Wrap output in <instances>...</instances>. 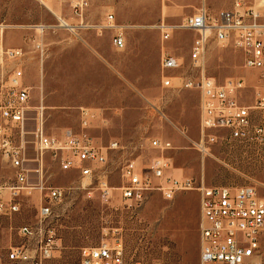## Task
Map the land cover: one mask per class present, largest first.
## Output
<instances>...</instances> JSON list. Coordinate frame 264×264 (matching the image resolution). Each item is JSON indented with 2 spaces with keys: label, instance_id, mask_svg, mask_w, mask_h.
Returning a JSON list of instances; mask_svg holds the SVG:
<instances>
[{
  "label": "rangeland",
  "instance_id": "374dc122",
  "mask_svg": "<svg viewBox=\"0 0 264 264\" xmlns=\"http://www.w3.org/2000/svg\"><path fill=\"white\" fill-rule=\"evenodd\" d=\"M233 0H90L85 23L100 25L107 14L125 26V47L118 49L111 31L99 35L94 27L71 31L62 25H80L67 3L49 8L37 0H0V23L8 26L4 44L21 47L19 64L30 91L27 129L32 131L37 108H43L45 133L62 138L67 132L91 136L107 154L94 164V174L83 177L63 170L58 157L46 153L43 181L64 190L63 200L45 220L56 230L57 250L50 264H78L80 251L102 242L121 241L129 262L144 264H199L200 206L197 189L180 190L173 199L160 191L147 192L141 204L128 206L122 198L123 168L129 161L148 172L154 158L170 162L164 182L192 179L194 186L252 185L264 198V141L250 133L230 138L227 130L213 131L217 140L200 146L201 93L184 86L201 75L224 83L241 78L243 105L253 106L263 92L260 72L244 65L241 52L211 40L199 67L190 59L195 35L174 31L163 41L159 25H177L206 6L215 12ZM40 26H44L41 31ZM163 53L178 57L181 67L173 87L162 85ZM28 140L33 135L26 136ZM153 139L171 148L151 147ZM113 141L117 149H109ZM33 157V150L29 149ZM33 163H31L32 165ZM37 181V177L31 180ZM106 182L111 198L103 200L99 185ZM15 182V169L0 152V185ZM42 194L20 198V211L0 215V264H7L9 247L24 239L18 230L39 221ZM264 240V233H263ZM264 242V241H263ZM264 244V243H263Z\"/></svg>",
  "mask_w": 264,
  "mask_h": 264
},
{
  "label": "built area",
  "instance_id": "2783aa9c",
  "mask_svg": "<svg viewBox=\"0 0 264 264\" xmlns=\"http://www.w3.org/2000/svg\"><path fill=\"white\" fill-rule=\"evenodd\" d=\"M49 8L54 2L67 3L71 12L80 20L78 28L84 29L85 12L90 0H37ZM205 1V0H202ZM4 25V26H3ZM84 25V26H83ZM81 26V27H80ZM8 26L0 23V152L15 169V182L0 185V215L9 216L20 211V198L33 191L42 194L39 221L25 224L18 230L24 241L8 248L7 264H50L57 250L56 230L45 221L53 207L60 203L65 192L43 181V158L46 153L58 157L63 170H76L83 177L94 174V164H104L107 154L91 136L67 132L62 138L44 131L43 108H37L34 129H27L30 113V91L24 84V56L21 47L4 44ZM163 41L173 32L188 31L195 35L190 51L193 66L199 67L205 57L209 41L232 46L244 57L245 67L260 72L263 92H258L253 106L243 105L239 93L244 88L241 78H229L218 83L214 78L201 75L199 79L185 80L184 86L201 93L200 145L215 142L213 131L227 130L230 138H246L250 133L264 141V0H233L228 9L211 11L205 5L193 14L184 16L177 25L162 22L159 26ZM45 27H42V31ZM99 35L111 31L115 47H125V26L117 23L113 14L94 27ZM182 63L178 57L163 53L161 58L162 85L173 87L175 71ZM33 135L32 140L26 136ZM151 147L158 150L171 148L170 142L153 139ZM113 141L109 149H117ZM33 150V157L29 156ZM31 163H33L31 165ZM170 168L167 158L157 157L147 171L136 162L129 161L123 168L125 182L121 187L122 198L128 206L141 204L147 192L160 191L165 199H173L180 190L197 189L200 206V257L199 264H264V198L252 185L194 186L192 179L171 178L163 181ZM37 177V181L31 180ZM103 200L111 198V188L106 182L99 185ZM78 264H144L129 262L121 241L102 242L98 246L84 247ZM152 264H160L158 262Z\"/></svg>",
  "mask_w": 264,
  "mask_h": 264
},
{
  "label": "bare ground",
  "instance_id": "6f19581e",
  "mask_svg": "<svg viewBox=\"0 0 264 264\" xmlns=\"http://www.w3.org/2000/svg\"><path fill=\"white\" fill-rule=\"evenodd\" d=\"M62 25L63 26H66L68 29L70 28V29H72L71 31H74V30H77L78 29V25H70V24H67L66 22H64V21H62ZM4 26V25H3ZM84 26V25H83ZM86 26H92V27H96V26H98L99 27V25H90V24H88L87 23V25ZM42 27H44V26H40V28H41V31H42ZM81 27V26H80ZM201 146V145H200Z\"/></svg>",
  "mask_w": 264,
  "mask_h": 264
},
{
  "label": "crops",
  "instance_id": "0c3cea01",
  "mask_svg": "<svg viewBox=\"0 0 264 264\" xmlns=\"http://www.w3.org/2000/svg\"><path fill=\"white\" fill-rule=\"evenodd\" d=\"M69 30H70V28H69Z\"/></svg>",
  "mask_w": 264,
  "mask_h": 264
}]
</instances>
